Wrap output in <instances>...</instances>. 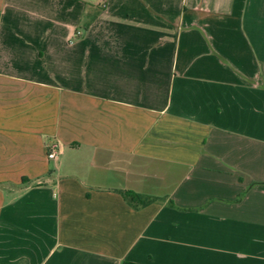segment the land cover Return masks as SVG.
I'll use <instances>...</instances> for the list:
<instances>
[{
    "label": "crops",
    "instance_id": "1",
    "mask_svg": "<svg viewBox=\"0 0 264 264\" xmlns=\"http://www.w3.org/2000/svg\"><path fill=\"white\" fill-rule=\"evenodd\" d=\"M0 264H264V0H0Z\"/></svg>",
    "mask_w": 264,
    "mask_h": 264
},
{
    "label": "trees",
    "instance_id": "2",
    "mask_svg": "<svg viewBox=\"0 0 264 264\" xmlns=\"http://www.w3.org/2000/svg\"><path fill=\"white\" fill-rule=\"evenodd\" d=\"M117 193L122 197L123 201L133 210H139L150 204L162 201L161 199L138 195L130 191H118Z\"/></svg>",
    "mask_w": 264,
    "mask_h": 264
},
{
    "label": "built area",
    "instance_id": "3",
    "mask_svg": "<svg viewBox=\"0 0 264 264\" xmlns=\"http://www.w3.org/2000/svg\"><path fill=\"white\" fill-rule=\"evenodd\" d=\"M77 36H80V32L75 33ZM56 158V148L53 145L48 146L47 150V159L53 160Z\"/></svg>",
    "mask_w": 264,
    "mask_h": 264
}]
</instances>
